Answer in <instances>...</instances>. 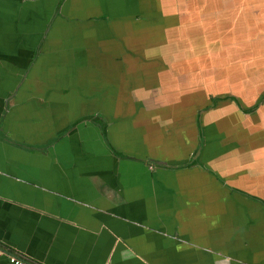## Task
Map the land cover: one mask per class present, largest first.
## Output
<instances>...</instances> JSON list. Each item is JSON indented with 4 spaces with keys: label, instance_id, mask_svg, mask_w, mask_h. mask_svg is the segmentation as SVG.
<instances>
[{
    "label": "crops",
    "instance_id": "0c3cea01",
    "mask_svg": "<svg viewBox=\"0 0 264 264\" xmlns=\"http://www.w3.org/2000/svg\"><path fill=\"white\" fill-rule=\"evenodd\" d=\"M0 244L264 264V0H0Z\"/></svg>",
    "mask_w": 264,
    "mask_h": 264
},
{
    "label": "built area",
    "instance_id": "2783aa9c",
    "mask_svg": "<svg viewBox=\"0 0 264 264\" xmlns=\"http://www.w3.org/2000/svg\"><path fill=\"white\" fill-rule=\"evenodd\" d=\"M1 255H7L9 258V261L13 264H25V260L18 256L16 253L7 250L0 244V256Z\"/></svg>",
    "mask_w": 264,
    "mask_h": 264
}]
</instances>
